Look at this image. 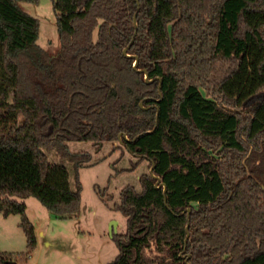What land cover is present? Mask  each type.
Returning <instances> with one entry per match:
<instances>
[{"label": "trees", "instance_id": "16d2710c", "mask_svg": "<svg viewBox=\"0 0 264 264\" xmlns=\"http://www.w3.org/2000/svg\"><path fill=\"white\" fill-rule=\"evenodd\" d=\"M138 1L52 0V55L19 5L39 0H0V213L21 216L26 258V198L81 211L92 155L68 142L120 141L167 191L150 172L140 192L123 188L127 228L106 264H264V0ZM46 150L73 163L74 188ZM13 259L0 249V264Z\"/></svg>", "mask_w": 264, "mask_h": 264}, {"label": "rangeland", "instance_id": "374dc122", "mask_svg": "<svg viewBox=\"0 0 264 264\" xmlns=\"http://www.w3.org/2000/svg\"><path fill=\"white\" fill-rule=\"evenodd\" d=\"M19 5L40 21L37 43L52 55L57 54L60 41L52 0L20 2ZM202 92L206 97H215L205 89ZM68 145L71 152L92 155L91 161L80 169L81 211L78 215L60 218L36 197L26 198V212L37 236V247L26 258L22 255L28 252V247L20 226L21 216L5 217L0 213V249L14 253L13 260L18 264H106L119 253L111 227L113 234L124 233L127 218L114 206L120 202L124 187L133 185L141 191L140 176L150 172L151 162L132 155L120 141L105 142L99 147L90 141H71ZM46 153L52 163L69 170L74 188L73 163L60 157L55 150H46Z\"/></svg>", "mask_w": 264, "mask_h": 264}, {"label": "water", "instance_id": "95a60500", "mask_svg": "<svg viewBox=\"0 0 264 264\" xmlns=\"http://www.w3.org/2000/svg\"><path fill=\"white\" fill-rule=\"evenodd\" d=\"M136 1H137L138 5H139V1H138V0H136ZM134 22H135V26H136V28H137V13H136L135 16H134ZM135 35H136V32H135V34H134V36H133V38H132L131 43L128 45V47H126V48L124 49V53H125V55H127V56H129V57H131L132 55H130V54L128 53V49H129V47L132 45V43H133V41H134V39H135ZM137 65H138V57H136V60H135V63H134V67L137 68ZM137 70L145 73V77H146L147 82H152V81H154V79H151V78L149 77V72H148L146 69H137ZM160 89H161V85H160ZM141 105L143 106L142 103H141ZM121 136H122V135H120V137H121ZM154 168H155V162L153 161V162H152V167H151V169H150V173H151V175H152L154 178L157 179V187L164 186V193H166V191H167V186H166L165 183L161 182V178H160L159 176H157V175L154 173ZM191 211H192L191 208H188V209H187V214H188V226H189V224H190V222H189V217H190ZM115 231H116V229H115ZM113 232H114V229H113V227H111V235H112V236H113ZM8 264H18V262L14 261V260H11V261L8 262Z\"/></svg>", "mask_w": 264, "mask_h": 264}, {"label": "crops", "instance_id": "0c3cea01", "mask_svg": "<svg viewBox=\"0 0 264 264\" xmlns=\"http://www.w3.org/2000/svg\"><path fill=\"white\" fill-rule=\"evenodd\" d=\"M1 248V247H0Z\"/></svg>", "mask_w": 264, "mask_h": 264}]
</instances>
